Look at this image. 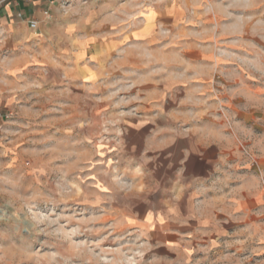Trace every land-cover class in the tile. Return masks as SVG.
Instances as JSON below:
<instances>
[{"label":"rangeland","instance_id":"rangeland-1","mask_svg":"<svg viewBox=\"0 0 264 264\" xmlns=\"http://www.w3.org/2000/svg\"><path fill=\"white\" fill-rule=\"evenodd\" d=\"M162 1L58 0L2 40L0 264H264V0H168L145 30ZM192 133L207 180L169 142Z\"/></svg>","mask_w":264,"mask_h":264},{"label":"crops","instance_id":"crops-1","mask_svg":"<svg viewBox=\"0 0 264 264\" xmlns=\"http://www.w3.org/2000/svg\"><path fill=\"white\" fill-rule=\"evenodd\" d=\"M48 0H15L8 1L0 9V52L3 48L2 40L6 42H22L28 38H39L46 32L44 24L45 15L43 10L46 9ZM51 6V9L52 10ZM21 13V18L18 17ZM35 20L37 24L30 26L29 21ZM162 21L168 30V0L161 3H155L154 7L149 10L145 18V30H151V26ZM5 60H0V66ZM168 138V137H165ZM176 138H184L190 141L191 148L183 150L182 154V176H191L202 180H207L210 174L217 170L220 163L222 151L218 148V141L210 139L208 136L198 133L174 135L169 141H176ZM164 142L168 143V139ZM217 144L218 147L215 145ZM216 151V155L213 152ZM183 191L182 189L180 190Z\"/></svg>","mask_w":264,"mask_h":264},{"label":"built area","instance_id":"built-area-1","mask_svg":"<svg viewBox=\"0 0 264 264\" xmlns=\"http://www.w3.org/2000/svg\"><path fill=\"white\" fill-rule=\"evenodd\" d=\"M56 1H58V0H48L49 4H48V6L46 7V9L43 10L44 15H48V14H49V11H50V9H51V6H52ZM18 17L21 18V13H18ZM29 22H30V24H31L32 26H34V25L36 24V21H34V20H30Z\"/></svg>","mask_w":264,"mask_h":264}]
</instances>
